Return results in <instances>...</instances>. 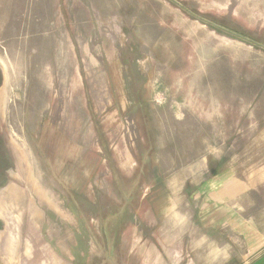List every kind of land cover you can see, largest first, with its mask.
<instances>
[{"label":"rangeland","instance_id":"374dc122","mask_svg":"<svg viewBox=\"0 0 264 264\" xmlns=\"http://www.w3.org/2000/svg\"><path fill=\"white\" fill-rule=\"evenodd\" d=\"M0 264H264V0H0Z\"/></svg>","mask_w":264,"mask_h":264},{"label":"bare ground","instance_id":"6f19581e","mask_svg":"<svg viewBox=\"0 0 264 264\" xmlns=\"http://www.w3.org/2000/svg\"><path fill=\"white\" fill-rule=\"evenodd\" d=\"M30 167H31V166H30ZM29 173H30V172H29ZM13 177L17 178V177H19V176H17L16 174H13ZM28 178H30V175H29ZM31 179H32V178H31ZM29 184H30V183H29ZM35 185H36V184H35ZM35 185H34V186H35ZM34 186H33V187H34ZM5 190H6L7 196H8V195H11L12 192H14L12 195L17 196L16 193L18 192L19 189H16L15 186H11V185L9 184L8 187H7ZM21 193H22V191H21ZM3 195H5V194H3ZM38 196H39V195H38ZM20 198H21V195H20ZM20 198H19V200H21ZM23 198H24V197H23ZM22 202H23V201H22Z\"/></svg>","mask_w":264,"mask_h":264}]
</instances>
